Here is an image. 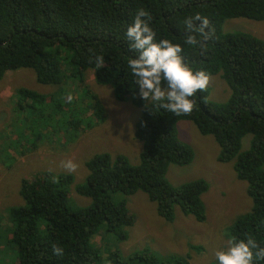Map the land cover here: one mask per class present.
Returning <instances> with one entry per match:
<instances>
[{"label": "trees", "instance_id": "16d2710c", "mask_svg": "<svg viewBox=\"0 0 264 264\" xmlns=\"http://www.w3.org/2000/svg\"><path fill=\"white\" fill-rule=\"evenodd\" d=\"M139 8L150 12L157 42L168 39L180 44L184 62L194 71L221 74L231 89L226 102L209 100L208 89L198 91L190 98L195 102L192 113L176 116L159 102L140 97L127 66L128 59L138 53L130 49L126 38ZM196 14L208 18L207 31L214 33L204 41L206 51L184 43L183 21ZM236 18L264 22V0H0V80L7 71L23 67L33 69L43 84H62L69 78L83 82L92 69L98 84L112 85L119 102L130 100L141 109L135 130L142 143L140 162L134 165L127 155L114 157L109 152L91 157L86 162L85 182L75 186L77 193L91 199L89 205L70 203L73 173L43 172L21 180L23 202L8 209L11 234L3 238L17 255L15 264H102L103 260L108 264H189V256L160 259L148 249L125 258L117 244L102 249L92 241L102 227L117 242L129 238L127 229L135 215L124 197L138 191L145 192L169 222L176 218V207L198 222L206 220L202 195L209 189L207 181L173 185L168 179L172 164L188 165L195 156L179 138L180 120L192 121L203 135H212L221 146L218 159L234 160L237 177L248 183L253 206L236 218L228 239L251 235L264 247V39L246 32H225V21ZM97 55L105 59L100 69L94 62ZM87 91L95 123L106 121L104 103ZM19 97L18 110L37 115L32 119L37 127L32 128L34 132L41 131L47 120L54 121L49 125L53 126L54 117L65 106L61 98L28 88H21ZM81 122L91 126L92 119L76 117L74 128ZM248 134L250 146L243 151ZM53 245L63 248V256L53 254Z\"/></svg>", "mask_w": 264, "mask_h": 264}, {"label": "rangeland", "instance_id": "374dc122", "mask_svg": "<svg viewBox=\"0 0 264 264\" xmlns=\"http://www.w3.org/2000/svg\"><path fill=\"white\" fill-rule=\"evenodd\" d=\"M223 29L225 32L251 33L264 39L263 21L227 19ZM210 78L209 100L226 102L231 95L229 85L221 74L210 75ZM21 88L63 100V111L54 117L57 122L53 126L59 127L49 126L54 121L47 120L41 131L32 130L36 127L32 119L37 115L18 110ZM87 90L97 94L104 103L108 112L104 123H95L93 101ZM69 94L73 97L71 102L66 100ZM140 114L141 109L130 100L119 102L115 98L111 84H98L92 69L87 70L83 82L69 78L62 84L38 82L31 68L7 71L0 80V264H15L17 260L14 249L3 238L11 234L8 209L23 202L19 192L21 180L43 172L69 173L61 167V162L71 159L78 164V169L72 172L75 182L70 190V203L74 207L89 205L91 199L75 190L76 185L86 180V162L97 153L109 152L114 157L125 154L137 165L142 150L141 141L135 137ZM76 117L81 121L91 118V126L81 122L82 125L75 129ZM66 120L73 125H68ZM177 129L179 138L191 146L195 156L188 165L172 164L168 179L173 185L196 179L207 181L209 189L202 195L206 220L198 222L194 216L185 215L176 207V218L169 222L158 214L157 204L145 192L138 191L124 197L128 209L135 215L133 225L127 229L129 238L117 242L108 235L113 234L102 227L92 239L102 246L100 248H107L109 243L117 244L125 258L144 249L160 259L189 256V264H215L214 253L226 249L230 226L253 206L247 191L248 183L237 177L234 160L223 162L218 159L221 146L212 135H203L189 120L178 121ZM250 139L251 134L244 137L243 151L249 148ZM33 143L36 146L33 147Z\"/></svg>", "mask_w": 264, "mask_h": 264}, {"label": "clouds", "instance_id": "9594fccd", "mask_svg": "<svg viewBox=\"0 0 264 264\" xmlns=\"http://www.w3.org/2000/svg\"><path fill=\"white\" fill-rule=\"evenodd\" d=\"M151 20L148 10L137 9L132 25L126 30V38L130 42V49L138 55L136 58H129L127 66L143 100L159 102L162 109L176 116L190 115L195 103L190 98L198 91L207 90L210 75L204 70L194 71L184 62L180 44H174L168 39L157 42V33L150 26ZM183 23L187 33L184 43L206 51L204 41L211 39L214 34L207 31L210 26L208 18L196 14L186 18ZM94 62L97 69L105 66L103 56H95ZM72 99L70 94L66 96L68 102ZM61 167L72 173L78 169V164L69 159L62 161ZM53 254L63 256L64 250L53 245ZM214 258L215 264H257L258 261H264V247L251 235H246L245 239L231 238L227 241L226 249L217 250Z\"/></svg>", "mask_w": 264, "mask_h": 264}, {"label": "bare ground", "instance_id": "6f19581e", "mask_svg": "<svg viewBox=\"0 0 264 264\" xmlns=\"http://www.w3.org/2000/svg\"><path fill=\"white\" fill-rule=\"evenodd\" d=\"M103 123H104V122H103ZM97 125H98V124H97ZM97 125H96V126H97Z\"/></svg>", "mask_w": 264, "mask_h": 264}]
</instances>
